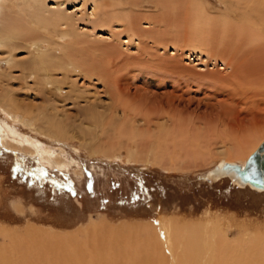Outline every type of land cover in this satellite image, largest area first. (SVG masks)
Listing matches in <instances>:
<instances>
[{"label": "rangeland", "instance_id": "374dc122", "mask_svg": "<svg viewBox=\"0 0 264 264\" xmlns=\"http://www.w3.org/2000/svg\"><path fill=\"white\" fill-rule=\"evenodd\" d=\"M160 1L143 0L134 11L149 32L160 26L144 17L159 13L173 30L168 37L180 30V40L167 46L140 39L122 21L101 25L105 12L94 0H47L68 24L48 26L49 32L35 20L29 25L34 36L50 42L44 46L47 53L61 55L52 45L60 43L66 53L75 50L81 61L103 69L113 55L124 112L113 108L102 80L71 67L53 71L54 79L63 81L60 94L53 86L43 87L46 64L40 59L45 57L35 44L20 38L9 47L0 41V136L10 143L0 142V243L12 256L33 254L44 264H146L147 258L135 255L142 246L146 254H163L161 262L148 259L154 264H175L168 252L140 242L166 220L216 221L230 241L241 232L264 236V190L237 185L229 175H207L230 156L249 159L264 141V42H248L240 32L243 6L237 0H172L171 8ZM201 6L208 19L228 21L205 27L206 44L194 42L190 30L193 7ZM62 30L72 34V41L60 40ZM95 46L114 51L102 55ZM14 106L45 112L42 119L56 113L62 123L58 135L9 116ZM145 118L152 120L147 124ZM46 149L64 165L44 161ZM130 151L137 153L136 160L129 159ZM102 220L122 234L87 232Z\"/></svg>", "mask_w": 264, "mask_h": 264}, {"label": "bare ground", "instance_id": "6f19581e", "mask_svg": "<svg viewBox=\"0 0 264 264\" xmlns=\"http://www.w3.org/2000/svg\"><path fill=\"white\" fill-rule=\"evenodd\" d=\"M20 1L24 2V5L22 6L19 5ZM30 1L31 2L29 3H25V0H0V41L4 40L6 42V45L9 47L14 45V44H11L13 43V41L20 39V38L26 39V40L29 39L30 45L35 44L34 47L38 51H40L41 55L45 57L44 59H40L46 64L45 74H44V77L42 76V79H41L42 81L41 84H44L43 87L53 86L52 88L55 89L60 94L61 88L63 87L61 85L63 81L60 79H56V78L54 79L53 71L56 69L62 70L64 68L71 67V68H74L75 71H82L86 73V75L89 74L93 77L95 76L99 78L100 80H102L105 86L109 89L111 98L114 99L115 104L113 105V108L116 111L122 110L124 112L123 105H125V103L121 101L120 96H118V94L120 93L118 89H121L123 91L122 83L120 82V79L115 80L116 76H114V73H116V70L114 69L115 67L114 65L116 61L115 57L111 58V56L113 55H110V59L109 60L107 59L108 61L106 65L102 63V65L105 66L103 69L100 63L99 65L96 63L97 65L94 68H92L90 65L95 64V62L81 61V58L83 57H81L78 51H77L78 53H75L74 52L75 50H72V53H69V52L66 53L64 46L60 43L54 42L52 45H54L53 49L55 50L59 49L62 52L61 55L56 54L55 52L47 53L46 52L47 50L44 48V46L46 45L48 41H45V39L40 38V36L39 37L34 36L36 33L32 31L33 29H31L29 25L32 22H34L33 20H35V24L37 26L42 27L46 30V32H49L48 26L52 25V27L54 26L58 28L61 25L68 24V19L65 15H61L62 12L59 11V9L57 10L49 9L46 6L47 0H30ZM94 2L100 3L101 5H98L99 9L101 10L104 9V12H105V16L99 20L101 22L100 23L101 25L108 24L111 20L112 22H114V20L122 21L125 27H127V29L130 30L131 33H133L140 39L141 37L143 39L145 37L153 38L154 40H156L155 41L156 43H161L164 46H167V43H169L172 40H180L179 39L180 30L175 32L174 36L168 37V34L173 32V30L168 29L169 24H166V22L167 23L169 22L168 20H165L163 18L161 13H159L157 17L156 16H153V17L145 16L144 17L145 19H148L150 22L152 23L154 22L158 26H160L158 30L149 32L147 29L142 28V25H141L142 21L139 19L138 15H135L134 7H138L139 4L143 2V0L142 1L107 0L106 3H104L105 0H94ZM170 2H172V0H161L160 4H163V5L167 4L165 7L171 8L172 4L171 6H169ZM63 3L64 2H62L61 4ZM237 4H240L243 6L242 14H241V21H240L241 22L240 32L243 31L246 34L248 42L250 41L252 43L264 42V0H237ZM226 5L228 7L227 3ZM117 6H121V8L118 9L119 11L118 10L116 11ZM201 7H202L201 9L199 7H196L198 10L193 7L195 18L194 20L191 19L190 30L192 33L191 35H193L194 37V42L198 44L199 43L206 44L207 37L206 35H204L205 32L203 31L205 27L215 26V24L218 25L220 23L228 24V21L225 16L219 20L208 19L207 12L205 11L204 6H201ZM158 8H160V6ZM199 10H200V13H198ZM187 11L189 12L192 11V7L187 8ZM175 13L177 12L172 13V15H175ZM227 15L229 14L227 13ZM192 17H193V14H191L190 18ZM172 20H173V17H172ZM176 21H179V19ZM173 24L171 23V25ZM110 26H112L111 23H110ZM107 27H109V25ZM173 27L171 26V28ZM112 29H115V27ZM234 29L239 30V27L238 28L235 27ZM205 31H208V30H205ZM178 33H179V36H178ZM71 36L72 34L69 33V31H64V30H62L58 34V37H60V40L70 38L72 41ZM14 48L15 47H13V49ZM95 48L96 46L94 47V49ZM13 49H9V50L12 51ZM113 49L114 48L110 46V48L103 47L102 49L98 48L97 50L95 49L94 51L101 53L102 55L103 54L108 55L114 51ZM68 51H71V50L69 49ZM9 54L12 55L11 53ZM227 54L232 57L231 51H228ZM57 55L59 56L58 58H57ZM119 61L122 62L121 59H119ZM235 61L236 60L232 62H235ZM232 62H228L230 67H233V65L231 64ZM35 67L36 66L34 65V68ZM39 69L41 68H39L38 66V70ZM35 70L34 72L37 71ZM68 71H69V68H68ZM63 73H66V72L63 71ZM234 73H236V71H234ZM233 75L234 76L236 75L235 77H237V74H233ZM35 77L37 78L38 76L35 75ZM237 78H240V77H237ZM222 79L225 80L227 79V77L224 76ZM111 88H114L115 92L111 91ZM7 102H10V101L7 100ZM111 112L113 113V111ZM44 113L45 112L34 111L33 108H31V106L27 108L21 107L20 109H16V107L14 106V109L11 107L10 110L8 111L9 116L21 120L24 124L34 127L41 133H46L50 135L54 134L53 136L58 135L56 131L62 126V123L56 120L57 119L55 117L56 113L52 114L53 117L52 116L46 117L47 115L46 116L44 115L45 116L44 119L40 118L41 117L40 115ZM97 116H98L97 113L95 114L93 113L91 117L97 118ZM145 120H146V123L149 124L152 118H145ZM123 122L126 123V121H123ZM2 137L3 136H0L1 143L10 144L8 141L9 138L8 140H6V138H2ZM263 143L264 141L251 154L249 159L247 156H245V157H240L239 160H235L233 158H230L231 157L230 156L229 158H225L221 160L220 163L213 170L209 171L207 175L211 176L212 178L219 177L221 175L222 176L229 175L230 178H232L233 181L237 183V185L238 184L240 186L249 185L253 189H256L259 191L264 190V175H263L264 172L262 170L264 167V151L262 153L260 152L261 150H259V147ZM28 149L30 148H27L26 150L28 151ZM154 150H155L154 156L158 157L159 153L156 151V149ZM29 151L33 152L31 151V149ZM234 151L236 150H233V152ZM129 153H130L129 154L130 160L137 159V153L135 151L134 152L130 151ZM42 159L51 165H57V166L64 165L63 160H61L59 157L51 156L49 149H46L43 152ZM171 159L173 160V162L175 161L174 157H171ZM109 228H108V223L102 220L97 224L92 222L89 228L87 229V232L96 233V234H99L100 232H104L105 234V232H107L111 236L112 234L114 236L122 234V232L121 233L113 232V230ZM147 228L148 227L144 229L145 232L148 231ZM145 234L146 236L144 238L141 237L140 242L142 243L145 240V243H146L145 246L149 247L150 250L152 251L155 250L156 252H158L160 250L161 253H164V251L168 252L171 258L173 259V261L175 262V264H264V236L262 235L259 236L258 234L250 235V233L241 232L239 233V235L234 241H230L226 236L225 230L220 226L219 222H216V221L215 222L207 221V222H199V223L187 222L184 225H181V224H173L172 222H169L168 220H166L163 224L161 223L160 231L153 232L152 230L151 232L149 231L148 233H145ZM15 250L17 251L16 248ZM144 251H146V249H144L141 246L136 251L135 255H137L140 258L141 257L147 258V260L145 261L146 264H154V262L148 260L151 257L155 261L159 259V262H161V260H164L163 254H161L160 256L158 253H156L158 255L153 256L152 255L153 253L149 252L148 254H146V252ZM144 254H146L147 257L144 256ZM45 262L46 260H44L43 258L39 259V257L35 258V255L33 254H31L29 257L26 256L24 258L21 255L12 256L7 251V248L4 247L0 243V264H34V263L44 264ZM136 262H139V260Z\"/></svg>", "mask_w": 264, "mask_h": 264}, {"label": "water", "instance_id": "95a60500", "mask_svg": "<svg viewBox=\"0 0 264 264\" xmlns=\"http://www.w3.org/2000/svg\"><path fill=\"white\" fill-rule=\"evenodd\" d=\"M263 148H264V143H263V144H262V145L259 147V150H261L260 152H262V153H263V151H264V149H263ZM262 170H263V172H264V167H263V169H262ZM263 175H264V174H263Z\"/></svg>", "mask_w": 264, "mask_h": 264}]
</instances>
